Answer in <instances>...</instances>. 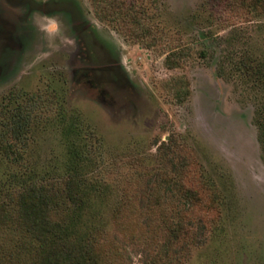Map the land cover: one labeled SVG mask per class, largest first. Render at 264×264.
<instances>
[{"label":"rangeland","instance_id":"374dc122","mask_svg":"<svg viewBox=\"0 0 264 264\" xmlns=\"http://www.w3.org/2000/svg\"><path fill=\"white\" fill-rule=\"evenodd\" d=\"M5 36L0 187L61 171L76 116L110 187L88 215L104 264H264V0H0ZM17 111L32 124L15 163ZM181 184L200 199L184 216ZM182 220L206 230L166 257Z\"/></svg>","mask_w":264,"mask_h":264},{"label":"trees","instance_id":"16d2710c","mask_svg":"<svg viewBox=\"0 0 264 264\" xmlns=\"http://www.w3.org/2000/svg\"><path fill=\"white\" fill-rule=\"evenodd\" d=\"M13 120L9 132L17 142L7 145V150L15 155L12 161L18 163L21 158L16 157V153L19 152V144L27 139L32 117L30 113L19 114L17 111ZM77 121L76 116L72 117L70 127L65 129L64 135L73 137L68 141L73 143L68 147L61 171L41 173L33 167H26L28 170L11 174L9 181L0 187V225L8 227L12 235L10 243L0 241V264H104V258L92 243L95 241L96 223L92 225L88 215L95 202L91 199L93 195L97 202L101 201L108 195L110 187L94 176L98 163L91 154L95 156L96 152L93 145L89 149ZM260 133L264 145V118ZM165 164H170L173 172L185 168L184 160L180 166L173 159H167ZM163 182L165 185L161 184L160 188L168 187L169 180L164 178ZM181 188L178 200L185 203L181 202L184 206L177 208L178 216L192 212L194 205L200 202L196 191L184 184ZM168 189L171 190L170 187ZM168 189L164 191L166 197ZM196 224L191 221L185 224L184 220L172 223L163 247L166 257L171 256L169 250L179 253L173 248L181 239L204 234L206 226L201 220L198 226ZM174 263L172 258L168 264Z\"/></svg>","mask_w":264,"mask_h":264},{"label":"flooded vegetation","instance_id":"af4514ba","mask_svg":"<svg viewBox=\"0 0 264 264\" xmlns=\"http://www.w3.org/2000/svg\"><path fill=\"white\" fill-rule=\"evenodd\" d=\"M73 15V18L76 16L75 14H72ZM83 30V29H82ZM81 32V31H80ZM2 39V40H1ZM0 40H1V42H0V46H3V41H5L6 39H7V37L5 36V37H2Z\"/></svg>","mask_w":264,"mask_h":264}]
</instances>
